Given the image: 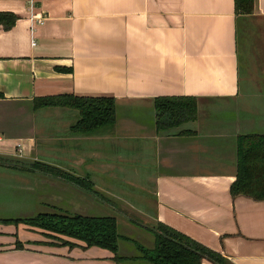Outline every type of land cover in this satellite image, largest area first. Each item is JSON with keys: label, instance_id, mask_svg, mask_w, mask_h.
Masks as SVG:
<instances>
[{"label": "crops", "instance_id": "crops-1", "mask_svg": "<svg viewBox=\"0 0 264 264\" xmlns=\"http://www.w3.org/2000/svg\"><path fill=\"white\" fill-rule=\"evenodd\" d=\"M252 2L245 15L233 0H0V11L17 15L10 28L0 26V150L19 142L23 157L87 177L111 202L40 171L25 180L0 166V182L10 176L34 186L46 205L39 212L92 215L80 211L105 204L115 210L105 215L134 224L121 206L231 264H264V199L228 190L237 136L264 134V0ZM250 54L262 78L252 92L241 87ZM61 93L113 97L114 124L76 133L72 108L34 109V97ZM170 95L195 96L194 117L170 125L161 118L154 99ZM20 226L28 235L0 223V264H24L8 256L17 251L34 252L37 264H80L97 253L103 259L94 264H116L106 248L92 257L85 252L96 245H56L39 228ZM16 238L27 249L13 248Z\"/></svg>", "mask_w": 264, "mask_h": 264}, {"label": "trees", "instance_id": "trees-1", "mask_svg": "<svg viewBox=\"0 0 264 264\" xmlns=\"http://www.w3.org/2000/svg\"><path fill=\"white\" fill-rule=\"evenodd\" d=\"M253 0H233L236 14H249ZM17 15L11 11H0V26L10 28ZM1 95V93H0ZM34 109L47 106L69 107L76 111L77 119L70 129L76 133H92L102 126L114 124L115 99L110 96H78L61 93L55 95L36 96L32 100ZM154 106L164 120L180 122L193 118L196 110L195 96H158ZM171 119V120H170ZM4 156V155H3ZM0 156V165L24 170L47 173L69 181L93 196L111 202L109 198L94 189L87 177L75 175L52 164L40 161L27 162L13 156ZM24 159V158H23ZM230 195L242 194L254 199H264V134H241L236 142V172L229 185ZM7 219V218H5ZM132 223L149 231L154 236L152 247H146L130 237L120 234L116 218L112 215H85L70 212H38L29 217H15L26 224L41 227L50 231L79 239L85 246H100L110 250L112 259L119 261L129 259L118 253L120 238L134 242L139 254L135 259H142L151 264H200L203 258L215 264H231L219 252L193 239L185 233L156 221L154 225H143L130 218ZM13 221V220H9ZM68 243V242H66Z\"/></svg>", "mask_w": 264, "mask_h": 264}, {"label": "rangeland", "instance_id": "rangeland-1", "mask_svg": "<svg viewBox=\"0 0 264 264\" xmlns=\"http://www.w3.org/2000/svg\"><path fill=\"white\" fill-rule=\"evenodd\" d=\"M247 62H248V72L242 74L243 80H242V84H241L242 86L241 87L244 88V86H249L251 88L250 92H252V89L256 88L255 85L257 83V80L260 82L262 81L261 73H260V76L257 74L258 72L261 71V67L255 63L254 58L251 54L247 57ZM248 96H250V95L243 96L241 101L242 100L248 101L249 100ZM74 112H75V116H74V120H75V119H77V113L75 110H74ZM0 156H3V155H0ZM23 156H19V157L13 156V157H9V158H10V160H12L11 158H18L21 160H25L27 162L40 161V162H43L44 164H49L46 161V159L39 160V159H36L34 157V155H27L25 157H23ZM3 157L7 158V156H5V155ZM6 167H8V166H6ZM10 168H13V167H10ZM9 169L7 168L6 171L10 172ZM15 169L19 170V172L22 173L21 175H23L22 177L25 180L32 179V176H30V174H32L34 172L33 170H24V169H18V168H15ZM61 169H63V168H61ZM0 170H3V168H1ZM63 170H65V169H63ZM10 178H11L10 176H7L6 180H5V178H2V181L0 182V216L7 217V219L0 218V223L13 225L14 230H16L17 234H22L25 236V235H28V231H26L27 229L21 228L20 223L24 225V224H26V222H24L22 220H14V218L15 217L16 218L17 217L24 218V217H29V216L35 215L37 212L45 210L46 205L43 204L42 201H40L38 199L37 196H38L39 192L37 190H34V186L33 187H27L26 185L16 186L15 185V179H13V178L10 179ZM106 208L110 211H115V210H112L111 208H109L107 205L104 204V205H101V207H98V205H88L83 209V211H80V212L86 213V214H92V215H105V214L109 213V212H107ZM118 208H120L119 210L121 213H127L126 217L128 216L130 218L136 219L137 221L139 220L140 221L139 223H142L143 225L144 224L145 225H154L156 223V220H154V219L146 217L148 220H145V219H142L143 217H140L138 215H133L131 213L129 214L127 212L129 209H124L121 206ZM121 209L123 211H121ZM62 211L63 210H61V212ZM47 212H56V211H47ZM73 212H75V211H73ZM9 220H13V221H9ZM37 228H39L41 230V232L45 238L50 239V241H48L49 243L53 242L56 245H65L68 247H73V246L78 245L82 242L79 239L72 238V237L66 236V235L61 234V233L50 231V230H47V229H44L41 227H37ZM117 228H118V232L120 234H124V235L130 237L131 239L135 240L138 243L143 244L146 247H152L154 244L153 234L150 233L149 231L145 230L144 228H141L135 224H129V223H127V221L120 219L117 222ZM19 240L16 238L13 248L19 249V250L27 249V248H25L22 241L21 240L19 241ZM66 242H68V243H66ZM118 246H119L118 253L121 255H124L126 257H129V259L119 261L118 264H127V263L128 264H151L148 261L134 258L135 256H137L139 254V250L136 248L134 242H132L131 240L120 238L118 240ZM79 250H81V249H75V250L72 249L71 253L73 255H82L84 252L80 253ZM99 250L101 252H105L104 248H101L100 246L99 247L98 246H92L91 250L87 251L85 253H86V255L92 256V255H95L94 252L97 253ZM27 251H30V250H27ZM8 256L16 258V259H21V261L24 264H26V263L37 264L38 262H40V260L34 259V252L29 253V252H24V251H17L15 253H9ZM99 258L103 259V255L100 256V254L97 253V256H95L94 259H75L74 262L76 263L79 261L80 264H83V263L94 264L95 262L100 261ZM83 261H85V262H83ZM112 261L114 262V260H112ZM66 263H68V262H66Z\"/></svg>", "mask_w": 264, "mask_h": 264}, {"label": "built area", "instance_id": "built-area-1", "mask_svg": "<svg viewBox=\"0 0 264 264\" xmlns=\"http://www.w3.org/2000/svg\"><path fill=\"white\" fill-rule=\"evenodd\" d=\"M37 21L39 23L43 22V18L42 17H38ZM3 136L0 135V146L2 144L3 141ZM10 150H0V155H5V156H15V157H19V156H23V147L22 144H20L19 142H14L11 146H10Z\"/></svg>", "mask_w": 264, "mask_h": 264}]
</instances>
